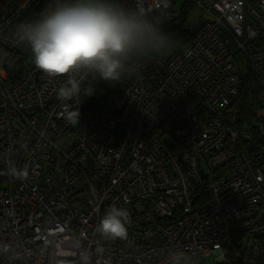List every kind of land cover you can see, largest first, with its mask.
Instances as JSON below:
<instances>
[{
	"label": "built area",
	"instance_id": "built-area-1",
	"mask_svg": "<svg viewBox=\"0 0 264 264\" xmlns=\"http://www.w3.org/2000/svg\"><path fill=\"white\" fill-rule=\"evenodd\" d=\"M178 1L203 15L187 45L141 62L90 118L84 94L95 77L62 101L66 77L49 79L33 64L7 84L0 65V264H82L85 254L89 264H166L177 249L215 264L232 245L239 264H264V153L249 158L251 129L225 122L238 94L237 52L264 83V0H147L148 11L161 26ZM32 2L0 13V63L6 49H21L15 32ZM69 109L79 123L66 119ZM254 126L264 136V122ZM9 166L28 178L4 174ZM113 205L130 214L125 240L95 232Z\"/></svg>",
	"mask_w": 264,
	"mask_h": 264
},
{
	"label": "clouds",
	"instance_id": "clouds-1",
	"mask_svg": "<svg viewBox=\"0 0 264 264\" xmlns=\"http://www.w3.org/2000/svg\"><path fill=\"white\" fill-rule=\"evenodd\" d=\"M17 44L29 47L35 67L49 79L66 77L57 90L62 101L81 93L86 77H95L109 85L142 67L141 62L160 55L174 45L171 34L160 27L148 11L147 0H53L40 18L21 23L15 32ZM89 88L87 96L93 95ZM69 122H78L80 113H64ZM19 180L28 178V170L9 166L4 173ZM131 223L127 209L111 206L95 232L101 239L115 241L128 237ZM89 264V256H82ZM166 264H197L193 256L177 249Z\"/></svg>",
	"mask_w": 264,
	"mask_h": 264
},
{
	"label": "trees",
	"instance_id": "trees-1",
	"mask_svg": "<svg viewBox=\"0 0 264 264\" xmlns=\"http://www.w3.org/2000/svg\"><path fill=\"white\" fill-rule=\"evenodd\" d=\"M26 1L28 0H0V13L12 4H22ZM47 1L53 0H34V3L32 2L33 4L30 6V10L20 19L19 23H30L39 19L41 13H37L35 7L38 3H41V5L44 6V3ZM177 3L178 8L175 11V17L161 25L164 32L171 34L175 43L167 50V52L153 56L155 58L168 60L182 51L197 27L186 25L188 11L192 8V4L184 1H178ZM195 8L198 9V7ZM200 18L203 20V15H201ZM200 20L198 21L199 23ZM245 62L247 61L242 53L237 52L233 56V63L238 67L239 93L238 96L231 101L230 106L225 112V122L229 128L234 130L242 128L253 129L251 130V140L249 142H243L242 145L243 149L247 151L249 158L254 161L258 158L260 152L264 153V136H261V133L254 129L255 123L264 122V119L258 117V113L264 110V83L256 77ZM33 64L31 51L25 44H22L21 49L18 50L6 49L0 63L6 72L7 84L17 82L22 75L33 66ZM127 79L126 77L123 78L114 86L103 81L91 79V81L88 82L86 89L88 87H95V91L98 93L96 96L90 97H87L86 93L84 94L83 116L85 118H90L98 106L116 101L127 82ZM198 119L200 121L204 120L201 115L198 116ZM199 194V202H206L207 192L204 188H201ZM238 252L239 251L237 248L235 249L234 245L232 251L226 255L225 260L221 264H239L237 260Z\"/></svg>",
	"mask_w": 264,
	"mask_h": 264
},
{
	"label": "rangeland",
	"instance_id": "rangeland-1",
	"mask_svg": "<svg viewBox=\"0 0 264 264\" xmlns=\"http://www.w3.org/2000/svg\"><path fill=\"white\" fill-rule=\"evenodd\" d=\"M29 1V0H28ZM28 1H26V2H28ZM26 2H24V3H22V4H12V5H19V6H21V5H25L26 4ZM184 2H186V1H184ZM178 4V3H177ZM177 4L173 7V10L174 11H176L177 10ZM43 8H44V6H42V11H43ZM187 11V10H186ZM26 15V14H25ZM201 12L197 9V8H195V7H192L191 9H189V11H188V17H187V21H186V25H189V26H193V27H195V26H197V28L200 26V24L202 23V19L200 18L201 17ZM201 20H200V19ZM200 20V23L198 22ZM161 27V26H160ZM165 52H167V51H165ZM0 75H1V78H5V75H4V72L0 69ZM30 79V78H29ZM30 82H31V80H30ZM238 89H239V85H238ZM88 90H89V87L87 88V89H85V92H86V94H87V92H88ZM98 92L97 91H95L94 92V94L93 95H91V96H96V94H97ZM239 93V92H238ZM237 96H238V94H237ZM236 96V97H237ZM87 97H90V96H87ZM235 97V98H236ZM234 98V99H235ZM86 100V99H85ZM261 112V111H260ZM258 113V112H257ZM261 115V116H260ZM229 117V116H228ZM258 117H263V114L262 113H258ZM225 121H226V119H225ZM231 129V128H230ZM232 130H234V129H232ZM251 130H253V129H251ZM245 131V129L244 128H242V129H239V130H235V132H237V133H243ZM0 134H1V126H0ZM258 159V158H257ZM234 245H232V247H233ZM230 251H232V248L231 249H229V250H227L226 251V255L230 252ZM226 255H225V258H226ZM225 258H224V260H225ZM214 263V259H213V257H209V259H206L205 261H204V264H213Z\"/></svg>",
	"mask_w": 264,
	"mask_h": 264
},
{
	"label": "water",
	"instance_id": "water-1",
	"mask_svg": "<svg viewBox=\"0 0 264 264\" xmlns=\"http://www.w3.org/2000/svg\"><path fill=\"white\" fill-rule=\"evenodd\" d=\"M35 11L37 13H41V11H42V5H41V3H38L37 4V6L35 7ZM215 264H221V262H216Z\"/></svg>",
	"mask_w": 264,
	"mask_h": 264
},
{
	"label": "crops",
	"instance_id": "crops-1",
	"mask_svg": "<svg viewBox=\"0 0 264 264\" xmlns=\"http://www.w3.org/2000/svg\"><path fill=\"white\" fill-rule=\"evenodd\" d=\"M196 27V26H195ZM197 28V27H196Z\"/></svg>",
	"mask_w": 264,
	"mask_h": 264
}]
</instances>
